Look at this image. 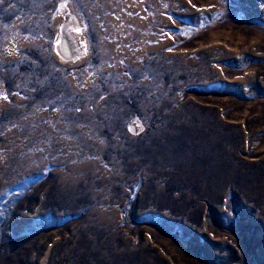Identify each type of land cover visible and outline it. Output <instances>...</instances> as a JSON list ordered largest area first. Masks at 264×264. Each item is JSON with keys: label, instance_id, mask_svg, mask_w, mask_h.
I'll return each instance as SVG.
<instances>
[{"label": "rangeland", "instance_id": "obj_1", "mask_svg": "<svg viewBox=\"0 0 264 264\" xmlns=\"http://www.w3.org/2000/svg\"><path fill=\"white\" fill-rule=\"evenodd\" d=\"M0 264H264V0H3Z\"/></svg>", "mask_w": 264, "mask_h": 264}, {"label": "water", "instance_id": "obj_2", "mask_svg": "<svg viewBox=\"0 0 264 264\" xmlns=\"http://www.w3.org/2000/svg\"><path fill=\"white\" fill-rule=\"evenodd\" d=\"M68 43H70L68 38L63 33H61V39L59 40L58 48L56 50V53L64 61H70L71 60V53H70L69 48H68V46H70V45H68ZM59 46L62 48V50H61V48ZM64 46L67 49V53H65L63 51V47Z\"/></svg>", "mask_w": 264, "mask_h": 264}, {"label": "snow or ice", "instance_id": "obj_3", "mask_svg": "<svg viewBox=\"0 0 264 264\" xmlns=\"http://www.w3.org/2000/svg\"><path fill=\"white\" fill-rule=\"evenodd\" d=\"M3 2V0H0V3H2ZM65 5H61V7H64ZM77 31H80V29H77ZM5 99L7 98L6 96L4 97Z\"/></svg>", "mask_w": 264, "mask_h": 264}, {"label": "bare ground", "instance_id": "obj_4", "mask_svg": "<svg viewBox=\"0 0 264 264\" xmlns=\"http://www.w3.org/2000/svg\"><path fill=\"white\" fill-rule=\"evenodd\" d=\"M60 47V46H59ZM61 48V47H60ZM61 50H62V48H61ZM63 51H64V49H63Z\"/></svg>", "mask_w": 264, "mask_h": 264}]
</instances>
